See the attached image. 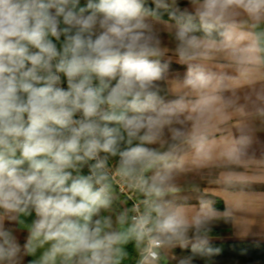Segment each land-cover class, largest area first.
I'll use <instances>...</instances> for the list:
<instances>
[{
	"label": "clouds",
	"instance_id": "obj_1",
	"mask_svg": "<svg viewBox=\"0 0 264 264\" xmlns=\"http://www.w3.org/2000/svg\"><path fill=\"white\" fill-rule=\"evenodd\" d=\"M262 137L264 0H0V264H217Z\"/></svg>",
	"mask_w": 264,
	"mask_h": 264
},
{
	"label": "crops",
	"instance_id": "obj_2",
	"mask_svg": "<svg viewBox=\"0 0 264 264\" xmlns=\"http://www.w3.org/2000/svg\"><path fill=\"white\" fill-rule=\"evenodd\" d=\"M167 20L166 18H164ZM175 67V66H173ZM181 74H183L184 69H178ZM264 138V137H262ZM190 179L193 183L197 184L199 186L198 191L192 190L191 186H186L184 191L178 194V201L180 202H196L197 198L201 195H207L210 198H213L216 200V206L218 208H223L224 204L219 199L218 196L213 195L214 193H218L220 190V186L214 183H209L206 181H201L198 176H195L194 174H190ZM256 189L257 194H264V186L257 184L254 186ZM207 190V191H205ZM249 219L253 218V214L249 213L248 217ZM26 233H19L21 242H23L24 235ZM237 243H264V241H258L256 239H253L251 237H240L237 236L234 233V230L231 228V226H224L221 225L214 231V239H213V245L216 247H219L221 249V254L216 258L217 264H243L244 262H248L244 260L241 257L233 256L231 255L232 252L236 253L235 247H227V244H237ZM136 255L133 256L130 262H126V264H135ZM250 264H253L249 262ZM163 264V262H162ZM171 264H174V262H171ZM197 264H201L200 261H197Z\"/></svg>",
	"mask_w": 264,
	"mask_h": 264
},
{
	"label": "trees",
	"instance_id": "obj_3",
	"mask_svg": "<svg viewBox=\"0 0 264 264\" xmlns=\"http://www.w3.org/2000/svg\"><path fill=\"white\" fill-rule=\"evenodd\" d=\"M163 18L167 19L166 14H162ZM227 247H235L236 253L232 252L231 255L241 257L244 260L251 263H261L264 264V243H237V244H227ZM129 260L130 262L134 255H136L134 249L129 246Z\"/></svg>",
	"mask_w": 264,
	"mask_h": 264
},
{
	"label": "built area",
	"instance_id": "obj_4",
	"mask_svg": "<svg viewBox=\"0 0 264 264\" xmlns=\"http://www.w3.org/2000/svg\"><path fill=\"white\" fill-rule=\"evenodd\" d=\"M122 199H125V197H122ZM127 204L130 206L132 204L131 200H127Z\"/></svg>",
	"mask_w": 264,
	"mask_h": 264
},
{
	"label": "rangeland",
	"instance_id": "obj_5",
	"mask_svg": "<svg viewBox=\"0 0 264 264\" xmlns=\"http://www.w3.org/2000/svg\"><path fill=\"white\" fill-rule=\"evenodd\" d=\"M85 0H82V3H84ZM243 264H250L249 262H244ZM253 264H261V263H253Z\"/></svg>",
	"mask_w": 264,
	"mask_h": 264
}]
</instances>
